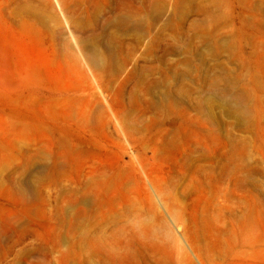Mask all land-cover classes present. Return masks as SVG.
Instances as JSON below:
<instances>
[{
    "label": "rangeland",
    "instance_id": "374dc122",
    "mask_svg": "<svg viewBox=\"0 0 264 264\" xmlns=\"http://www.w3.org/2000/svg\"><path fill=\"white\" fill-rule=\"evenodd\" d=\"M0 264H264V0H0Z\"/></svg>",
    "mask_w": 264,
    "mask_h": 264
},
{
    "label": "bare ground",
    "instance_id": "6f19581e",
    "mask_svg": "<svg viewBox=\"0 0 264 264\" xmlns=\"http://www.w3.org/2000/svg\"><path fill=\"white\" fill-rule=\"evenodd\" d=\"M123 20V18L122 19H118V22H121ZM94 58H95V56H94Z\"/></svg>",
    "mask_w": 264,
    "mask_h": 264
}]
</instances>
